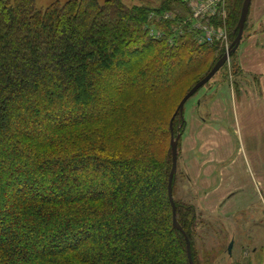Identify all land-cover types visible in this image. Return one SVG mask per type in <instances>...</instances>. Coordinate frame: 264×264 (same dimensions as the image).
<instances>
[{
  "label": "trees",
  "instance_id": "trees-1",
  "mask_svg": "<svg viewBox=\"0 0 264 264\" xmlns=\"http://www.w3.org/2000/svg\"><path fill=\"white\" fill-rule=\"evenodd\" d=\"M175 1L42 9L0 0V264H190L168 194L171 136L180 134L179 163L186 119L178 104L225 47L192 34L175 45L151 37L149 12ZM243 2L227 1L231 41ZM248 22L249 14L243 37ZM238 48L231 71L225 64L216 74L235 86L244 74ZM177 175V219L193 259L203 264L197 238H216L205 258L214 264L225 229L210 232L211 219L176 197Z\"/></svg>",
  "mask_w": 264,
  "mask_h": 264
},
{
  "label": "crops",
  "instance_id": "crops-1",
  "mask_svg": "<svg viewBox=\"0 0 264 264\" xmlns=\"http://www.w3.org/2000/svg\"><path fill=\"white\" fill-rule=\"evenodd\" d=\"M250 14L238 48L241 81L235 86L221 75L211 80L191 105L181 142L188 184L182 187L190 202L221 221L227 243L233 241V264H264V243L253 248L262 230L244 222L255 202L264 210V0H252ZM248 163L256 165L257 175H245Z\"/></svg>",
  "mask_w": 264,
  "mask_h": 264
},
{
  "label": "built area",
  "instance_id": "built-area-1",
  "mask_svg": "<svg viewBox=\"0 0 264 264\" xmlns=\"http://www.w3.org/2000/svg\"><path fill=\"white\" fill-rule=\"evenodd\" d=\"M182 9L171 11L151 10L147 31L155 39L166 37L169 44H177L184 34H192L198 44L221 43L225 49L230 44L227 28L228 0H179ZM163 22V23H161ZM168 24V28L160 27ZM228 64L230 62L228 61Z\"/></svg>",
  "mask_w": 264,
  "mask_h": 264
},
{
  "label": "rangeland",
  "instance_id": "rangeland-1",
  "mask_svg": "<svg viewBox=\"0 0 264 264\" xmlns=\"http://www.w3.org/2000/svg\"><path fill=\"white\" fill-rule=\"evenodd\" d=\"M54 1H60V2H65L66 0H36V4H37V7L38 8H46L48 5H50L52 2ZM100 2H103L104 0H99ZM127 5L129 6H132V5H140L142 4L145 0H123ZM148 1V0H147ZM152 1V3L155 5V6H158L159 3H160V0H150ZM175 8H178V9H182V5L180 3V1H175L174 4H173V7L172 8H165V9H161L159 11H171V10H175ZM154 10V9H152ZM250 18H251V14L249 13V21H250ZM163 23V22H161ZM227 68L229 71H231V68H232V62L230 60V64H227ZM222 73V72H221ZM207 86V84L201 88L195 95H193L192 97L189 98V100L185 103V106H184V117L187 119V122H188V119H189V116H190V112H191V105L194 103V102H198V100H196L198 98V95L201 93L202 90H204V88ZM199 103V102H198ZM196 109L197 111L199 112L200 111V108L199 106L197 105L196 106ZM220 165L219 167V170L221 169L222 167V164H218ZM247 167H248V173L245 172V175H257L256 173V165L253 164V163H248L247 164ZM177 188H176V197L178 199H181V200H184V201H187V202H190V200L192 201V198L190 196V193L186 191H184V188L186 186H188L187 184V181H186V175H184V171H183V168H182V163L179 162L178 163V170H177ZM184 188H183V187ZM175 200V198H174ZM196 205V204H195ZM251 206V205H249ZM262 204H259V203H256L254 204V206H251L250 207H247L246 209V213H245V216H246V220H244V222L246 221L247 224V227L248 228H253L254 226H258V228L260 230H262V233L256 237L257 242L253 245V248L255 247H258L260 245H262L264 243V210L262 208ZM198 207V206H197ZM250 208V209H248ZM198 209L203 212V215L204 217L208 218V219H211V220H208V221H211L213 223H209L210 224V228H207L210 232H213L215 233L216 230L220 227H224L222 226V224L220 223L221 221L220 220H217V219H214L213 216H211V218H209L206 214V212H204L201 208L198 207ZM255 211V212H253ZM211 215H215L217 217H220L219 215L217 214H211ZM255 216V219L253 218ZM262 215V217H261ZM248 218V219H247ZM226 229L228 230H232L228 224H226ZM204 227L201 226L199 227L198 231L199 233L202 235L204 234L205 235V232H204ZM254 229H250L248 232L249 234H251L253 232ZM205 237V236H203ZM252 238V237H251ZM216 238H212L210 239V242L207 240L203 241L200 239V238H197L196 239V242H195V246H196V249H197V254H198V259L203 263L205 264V258H207V255H212L215 253L212 252V246L214 245V243L212 241H215ZM253 239V238H252ZM255 242V241H254ZM202 243V244H201ZM230 244V242H229ZM229 244L227 245V243L223 244L221 246V244H218L217 247H216V252H217V260L214 262V264H231V261L230 259H228V254L226 253ZM245 245H249V243H243ZM250 248V247H249ZM212 258H213V255H212Z\"/></svg>",
  "mask_w": 264,
  "mask_h": 264
},
{
  "label": "water",
  "instance_id": "water-1",
  "mask_svg": "<svg viewBox=\"0 0 264 264\" xmlns=\"http://www.w3.org/2000/svg\"><path fill=\"white\" fill-rule=\"evenodd\" d=\"M251 3H252V0H244L240 18L235 28V31L237 32L235 38L233 39V41L230 42L224 54L221 57H219V59L213 65L211 70L202 79H200L197 83H195L192 86V88L184 95V97L181 99L180 103L178 104L177 111H180L181 113H183L186 101L192 95H194V93L198 89H200L205 84H207L218 73V71L227 63V61L231 57V54L237 50L243 38L245 23H246V20H247L249 11H250ZM171 125H172V121H171ZM179 137H180L179 133L176 136L172 133V136H171L172 169L169 175L168 194H169V199H170V202L172 204V209H173V225L176 229L182 231V233L185 236V239L187 241V252H188L190 264H196L192 256L191 241L177 219L176 203H175L174 195H173V178L178 168ZM232 246H233V241H231L228 246L229 253H231Z\"/></svg>",
  "mask_w": 264,
  "mask_h": 264
}]
</instances>
